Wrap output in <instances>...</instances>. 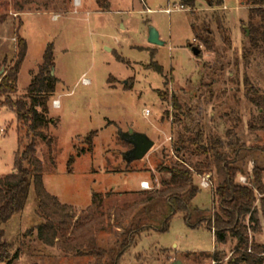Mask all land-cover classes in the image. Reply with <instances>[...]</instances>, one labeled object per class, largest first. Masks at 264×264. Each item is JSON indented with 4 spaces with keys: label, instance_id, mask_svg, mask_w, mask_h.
Wrapping results in <instances>:
<instances>
[{
    "label": "rangeland",
    "instance_id": "374dc122",
    "mask_svg": "<svg viewBox=\"0 0 264 264\" xmlns=\"http://www.w3.org/2000/svg\"><path fill=\"white\" fill-rule=\"evenodd\" d=\"M105 1L110 5L108 12L99 9L96 0H0V79L17 61L19 38L27 43L17 92L9 97L12 102L24 100L32 105L28 88L52 46L50 74L56 80L46 103L50 126L43 132L45 139H38L36 145L44 190L60 205L72 208L73 223L92 222L88 231L59 237L54 248L37 242L35 232L30 235L29 231L36 229L45 212L38 206L32 185L25 210L2 228L13 245L9 264H97L98 258L89 254L92 242L107 250L106 261L108 251L122 242L132 216L137 224L141 212H145L147 229L119 264H172L178 260L183 264H231L235 242L229 240L220 248L226 256L219 263L213 261L215 237L206 225L191 227L177 213L162 233L159 229L169 215L165 206L162 210L140 206L131 212L127 208L138 202L142 180L150 188H160L162 180H169L163 169L178 160L171 150L179 133L187 137L201 131L204 139L222 137L224 143L234 144L226 148L232 155L241 144L264 150V135L248 132L255 108L247 98L253 97V87L264 95V54L248 52L246 0H223L216 10L209 8L207 0H195L194 7L181 0ZM172 3L184 4L185 11L161 12ZM214 12L223 19V33L217 31ZM193 26L199 36L210 39L211 51L193 43ZM204 26L211 35L200 32ZM150 27L158 32L163 46L149 43ZM192 47L200 50V59L193 55ZM7 98L0 97V177L14 173L18 141L26 145L31 138L28 127L5 106ZM173 98L180 109L172 106ZM129 130L155 142L143 160L129 162L124 156L131 145L122 134ZM90 133H96L92 149L85 140ZM246 155V163L243 160L240 165L247 174L254 164L264 167V152L254 150ZM207 173L216 186L215 170ZM94 195L102 197L96 206H92ZM256 203L261 232L254 239L263 245L264 220ZM190 204L205 217L215 208L211 190L199 189ZM56 218L62 220L64 214ZM191 221L195 223V218ZM248 236L252 242L251 232Z\"/></svg>",
    "mask_w": 264,
    "mask_h": 264
},
{
    "label": "trees",
    "instance_id": "16d2710c",
    "mask_svg": "<svg viewBox=\"0 0 264 264\" xmlns=\"http://www.w3.org/2000/svg\"><path fill=\"white\" fill-rule=\"evenodd\" d=\"M181 2L190 7L195 5V0H181ZM213 2L216 4L214 5ZM207 3L209 8L216 10L222 7L224 2L223 0H207ZM96 4L103 11L109 9V5L105 0H96ZM245 6L248 9V36L245 35L249 44L248 52H262L264 54V0H246ZM215 13L212 14V17L217 15L214 17L217 31L223 33V19L218 13ZM192 28L195 41L200 45L202 44L206 51H211L210 39L199 36L198 29L195 26ZM200 32L205 33L207 36L212 34L207 26H204ZM18 41L17 61L0 79V97H8L5 106L14 111L17 120L28 127L31 138L26 145L21 140L18 141V150L14 156V173L0 177V264L10 263L13 248V245L5 239L3 225L25 210L32 185L37 191L38 206L45 212L40 215L42 221L36 229L29 231L30 235H34L35 232L37 242L46 247L54 248L59 242V237L72 236V234L88 231L92 228L90 220L86 224L79 223L78 220L73 223L72 208L60 205L55 197L49 196L44 190L41 175L43 165L41 160L36 157V145L38 139H45L43 132L50 126L46 103L48 96L55 91L56 79L50 74L54 66V57L50 45L43 56L44 63L40 67L38 75L35 76L28 88L29 100L32 105L28 106L24 100L12 102L9 97L17 92L18 72L27 52L26 41L21 38ZM225 42H228L227 39H225ZM201 57L202 53L196 58L200 59ZM156 70L161 74L163 72L159 67ZM244 83L248 85L247 78L244 79ZM253 91V97H246L248 102L255 108V113L252 114L253 117L251 118L252 122L248 125V132L251 134L260 132L264 135V95L255 91L254 87ZM39 95H42V98L37 100ZM171 104L180 109L176 98L172 99ZM37 106L42 107L43 111L40 112L36 108ZM237 126L234 127L237 128ZM229 134L228 131L226 136H229ZM95 136L96 133H90L85 139L91 149ZM233 145L231 142L224 143L222 137L207 136L204 139L201 131L193 135L188 134L187 137L179 133L173 147L178 160L171 162L168 167L163 169L170 176L169 180H162L160 188L152 187L151 191L138 192V202L133 204V207L127 208V210L131 212L133 208L140 206H144V209L150 207L162 210V206H165L169 215L164 218L163 226L159 229L160 232H166L169 228V218L173 214L180 213L184 216V221L191 227L206 225L212 232L213 237H215V252L210 257L213 261L219 263L221 258L226 256V254L220 252V248L225 246L229 240H233L235 246L231 250L233 255L229 263L264 264V244L256 243L254 239L255 235L261 232L257 201L260 204L261 217L264 220V167L254 164L252 174L249 175L240 165L243 160L246 163V153H252L254 150L264 152V150L259 149L257 145L247 148L245 144H241L237 145V150L233 151L232 155L227 153L226 148ZM72 162L73 159L71 158L69 164ZM214 170L217 175V184L211 189V197L215 208L209 216L205 217L197 207L192 209L190 203L199 193L200 188L196 183L197 176ZM240 176L247 178V184L239 182ZM257 195L260 196L259 199H257ZM98 199L101 200L102 197L93 196L92 206H96ZM48 209L54 212L48 214L46 212ZM59 213H63L64 218L58 221L56 215ZM144 214L145 212L139 213L137 224L132 216L130 226L126 228L122 235V242L118 243L116 248L113 247L108 251L112 254L108 255L109 259L106 261H103V259L107 250L95 247L94 242H92L93 248L89 251V254H94L98 258L97 264H119L124 253L146 231ZM193 217L195 223L191 221ZM135 225L140 226L134 229ZM249 232H251L254 239L252 242H250L248 236Z\"/></svg>",
    "mask_w": 264,
    "mask_h": 264
},
{
    "label": "water",
    "instance_id": "95a60500",
    "mask_svg": "<svg viewBox=\"0 0 264 264\" xmlns=\"http://www.w3.org/2000/svg\"><path fill=\"white\" fill-rule=\"evenodd\" d=\"M149 43L156 46H163V42L160 40L158 32L155 28L150 27L148 32ZM191 52L195 57L200 53L196 48H192ZM2 71L0 73V77ZM122 139H124L128 144L131 145V149L124 153L125 158L129 162H134L137 160H143L147 154L153 149L155 142L148 138L145 134L129 130L127 133L122 134ZM172 264H183L181 261H174Z\"/></svg>",
    "mask_w": 264,
    "mask_h": 264
},
{
    "label": "built area",
    "instance_id": "2783aa9c",
    "mask_svg": "<svg viewBox=\"0 0 264 264\" xmlns=\"http://www.w3.org/2000/svg\"><path fill=\"white\" fill-rule=\"evenodd\" d=\"M172 7H169L163 11L164 14H172L174 12H184L185 11V6L182 5V4H175V3H172ZM195 39H194V42L195 43ZM53 105L54 106H57L58 105V102L57 101H53ZM146 115H149V111H146L145 113ZM172 140V138H170V141ZM173 150H171L172 152ZM252 172L249 173V175H251ZM198 178V187L201 189V190H211L214 188V183H213V180H212V176L211 174L209 173H205L204 175H198L197 176ZM239 182L241 184H247V178L245 176H240L239 177ZM140 189L143 190V191H151L152 189L150 188L149 184L147 182H141L140 185H139Z\"/></svg>",
    "mask_w": 264,
    "mask_h": 264
},
{
    "label": "crops",
    "instance_id": "0c3cea01",
    "mask_svg": "<svg viewBox=\"0 0 264 264\" xmlns=\"http://www.w3.org/2000/svg\"><path fill=\"white\" fill-rule=\"evenodd\" d=\"M110 6V5H109ZM169 6V5H168ZM168 6L166 7V8H164V9H162L161 10V12H163L164 10H166L167 8H168ZM106 12H108V11H106ZM148 12L150 13L151 12V10H148ZM166 15V14H165ZM168 15V14H167ZM230 77H232V75H230ZM141 182H145V180H142ZM139 189H140V187H139ZM143 190H139V192H142Z\"/></svg>",
    "mask_w": 264,
    "mask_h": 264
},
{
    "label": "bare ground",
    "instance_id": "6f19581e",
    "mask_svg": "<svg viewBox=\"0 0 264 264\" xmlns=\"http://www.w3.org/2000/svg\"><path fill=\"white\" fill-rule=\"evenodd\" d=\"M76 6H78V4H76Z\"/></svg>",
    "mask_w": 264,
    "mask_h": 264
}]
</instances>
